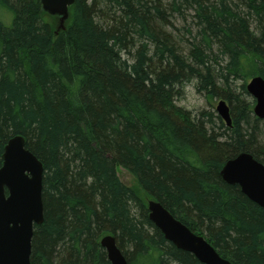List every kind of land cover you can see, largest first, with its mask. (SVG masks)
I'll use <instances>...</instances> for the list:
<instances>
[{
	"label": "trees",
	"instance_id": "obj_1",
	"mask_svg": "<svg viewBox=\"0 0 264 264\" xmlns=\"http://www.w3.org/2000/svg\"><path fill=\"white\" fill-rule=\"evenodd\" d=\"M259 75L264 0H75L63 27L41 0H0V167L16 135L44 166L31 264H112L106 235L128 264H204L148 199L233 264H264V207L221 174L241 152L264 163ZM191 84L227 100L233 125L178 105Z\"/></svg>",
	"mask_w": 264,
	"mask_h": 264
},
{
	"label": "water",
	"instance_id": "obj_2",
	"mask_svg": "<svg viewBox=\"0 0 264 264\" xmlns=\"http://www.w3.org/2000/svg\"><path fill=\"white\" fill-rule=\"evenodd\" d=\"M43 9L60 17L63 27L69 7L75 0H41ZM255 99L254 114L264 119V77L254 76L247 83ZM228 126L233 125L231 108L225 99L216 107ZM221 174L230 184L240 186L251 200L264 207V163L250 152H241L226 161ZM42 162L26 147L22 135L12 137L5 146L0 167V264H31L35 225L44 221ZM149 217L165 238L178 248L192 253L204 264H233L200 234L176 218L159 201L148 200ZM112 264H128L114 235L101 240Z\"/></svg>",
	"mask_w": 264,
	"mask_h": 264
},
{
	"label": "rangeland",
	"instance_id": "obj_3",
	"mask_svg": "<svg viewBox=\"0 0 264 264\" xmlns=\"http://www.w3.org/2000/svg\"><path fill=\"white\" fill-rule=\"evenodd\" d=\"M236 83L240 85L242 82L239 81ZM220 100V97L210 98L205 96V94L197 92L194 85L191 84L186 87L184 97L178 99L177 104L191 110L194 114H198V112L201 110H207L217 115L218 112L216 107ZM117 171L120 179L125 184L139 190V192L143 194V192L139 188L136 178L127 169H125L124 167H118Z\"/></svg>",
	"mask_w": 264,
	"mask_h": 264
}]
</instances>
